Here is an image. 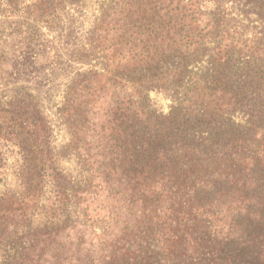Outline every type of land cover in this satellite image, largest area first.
<instances>
[{
	"label": "trees",
	"instance_id": "trees-1",
	"mask_svg": "<svg viewBox=\"0 0 264 264\" xmlns=\"http://www.w3.org/2000/svg\"><path fill=\"white\" fill-rule=\"evenodd\" d=\"M25 1L0 5L14 13ZM81 1L27 7L53 25ZM100 9L89 40L105 65L76 74L60 107L63 154L72 150L82 176L59 167L41 110L36 147L30 128L0 133V264H264V0H106ZM152 92L171 101L167 113L152 107ZM220 161L219 181L247 190L229 199L235 209L202 201L181 215L171 203L180 187L212 181ZM11 162L17 185L7 189Z\"/></svg>",
	"mask_w": 264,
	"mask_h": 264
},
{
	"label": "rangeland",
	"instance_id": "rangeland-1",
	"mask_svg": "<svg viewBox=\"0 0 264 264\" xmlns=\"http://www.w3.org/2000/svg\"><path fill=\"white\" fill-rule=\"evenodd\" d=\"M31 1L26 0L19 5L20 10L14 13L4 10L0 5V133H8L7 137H14V133H20V129L30 128L29 142L36 147L41 110L52 131L59 167L67 174L79 178L84 169L77 162L75 154L72 150L69 154H63L70 135L60 115V107L66 85L76 74L100 72L105 65L103 56L94 53L89 39L100 15L101 4L106 0H82L79 4L68 5L58 13L53 25L39 22L29 12L27 5ZM150 97L151 105L156 111L167 113L170 110L171 101L160 92H152ZM236 119L237 122H242L246 117L238 113ZM2 139L0 137V144H3ZM260 142L264 145L263 141ZM31 155L38 158V151L35 149ZM226 164L224 161L219 162L220 168L213 175L212 181L204 180L203 183L202 180L196 186L185 184L180 187L178 198L172 199L171 203L175 207H181V215L188 214L190 210L189 214L201 212L202 201L206 202L205 210L228 207L229 212L235 209V203L229 202V199L239 197L241 200L240 195L247 190L238 192L230 186L232 184L227 182L226 186V183L219 181L226 173ZM14 166L11 162L7 169V189L17 185ZM197 166L195 174L202 178L206 175L205 167ZM174 187L177 189L179 186ZM193 190L197 197L191 196ZM245 198L247 205L254 201L248 195ZM213 199L215 201L211 203ZM44 222L45 220L35 216L32 225L39 227Z\"/></svg>",
	"mask_w": 264,
	"mask_h": 264
}]
</instances>
